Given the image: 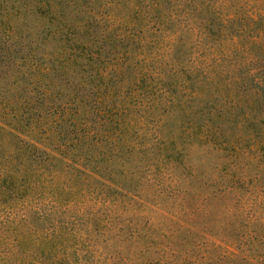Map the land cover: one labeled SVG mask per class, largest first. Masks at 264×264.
<instances>
[{"label": "trees", "instance_id": "obj_1", "mask_svg": "<svg viewBox=\"0 0 264 264\" xmlns=\"http://www.w3.org/2000/svg\"><path fill=\"white\" fill-rule=\"evenodd\" d=\"M194 147L231 165L200 180ZM262 165L264 0H0V264H118L124 238L251 263ZM145 191L175 229L140 222ZM232 192L222 247L197 215Z\"/></svg>", "mask_w": 264, "mask_h": 264}, {"label": "rangeland", "instance_id": "obj_2", "mask_svg": "<svg viewBox=\"0 0 264 264\" xmlns=\"http://www.w3.org/2000/svg\"><path fill=\"white\" fill-rule=\"evenodd\" d=\"M140 27V26H138ZM260 149L256 150L259 151ZM261 151V150H260ZM256 153V152H255ZM190 154V155H189ZM188 155L187 161L192 164V168L195 171L196 175L200 180H207L209 178H217L218 175L220 174L219 172V165L223 166H230V159L226 158H221L219 153L215 152H210L208 153L205 150H202L201 148L194 147L191 149L190 153ZM250 158H246V160L249 161ZM262 159V156H259L258 159V153L254 154L253 158L251 160V166L256 167V162L257 160L260 161ZM186 161V162H187ZM251 167V168H253ZM263 165L259 167L260 170H253V173L258 172L259 173V178L263 179L264 183V170L262 169ZM262 186V184H261ZM147 191L141 196L139 195L138 199L141 201L145 197V203L149 208L147 207L141 213H139L138 219L140 220L141 223H145L148 221L146 218L151 219V223L154 224L155 228L157 229L159 226V230L156 232H159L161 230H167L168 228L172 229L174 227V221L177 220L176 217H172L170 213L166 211L164 208L162 202H158L157 205L153 204L151 201H149V198L146 197ZM236 192H232L228 195H226L223 198L216 197L214 200L209 198L208 202L210 203V206L213 208V213L215 215H218V219L215 217L213 220H207L205 219L204 215L199 214L197 215L198 220V230L202 231V229L207 228L208 231L209 229L212 231L211 232V240H213L217 245H220L222 247L227 246L226 239L228 237V229L221 223L223 221V215L226 213L224 206L230 199H234ZM252 197V195H251ZM168 203V202H166ZM261 205H264V201H261ZM198 204V201L193 198L192 199V207H195ZM261 209H263L261 207ZM162 215H166L171 217V219L165 220L162 218ZM208 219H211V217H208ZM150 223V222H149ZM251 224V222H250ZM255 224V223H253ZM210 227V228H209ZM167 228V229H166ZM181 235H184L183 232H181ZM259 238V237H258ZM263 241L259 243L255 249L250 250L248 259L251 263H245L244 261L238 259V258H225L223 260H219L218 263H215L214 261L216 260V255L219 253V250H214L212 248V257H211V262L210 264H264V237H261V240ZM116 249L119 251V258L120 260L118 261V264H145V241L142 239H137L135 241L129 242L126 241V238L124 240H119L117 244L115 245ZM143 250L142 257H139L138 251ZM247 253V252H246ZM256 253H259L260 256H256ZM241 257L243 255H240ZM129 258L130 260H127Z\"/></svg>", "mask_w": 264, "mask_h": 264}]
</instances>
